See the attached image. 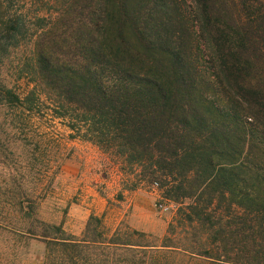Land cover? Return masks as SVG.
<instances>
[{
	"label": "trees",
	"instance_id": "obj_1",
	"mask_svg": "<svg viewBox=\"0 0 264 264\" xmlns=\"http://www.w3.org/2000/svg\"><path fill=\"white\" fill-rule=\"evenodd\" d=\"M52 118L175 217L77 237L19 192L0 264H264V0H0V130Z\"/></svg>",
	"mask_w": 264,
	"mask_h": 264
},
{
	"label": "rangeland",
	"instance_id": "obj_2",
	"mask_svg": "<svg viewBox=\"0 0 264 264\" xmlns=\"http://www.w3.org/2000/svg\"><path fill=\"white\" fill-rule=\"evenodd\" d=\"M37 123L39 129L32 142L22 140L19 132L12 133L10 128L0 130L1 224L15 214L9 204L13 196L24 192L40 196L37 204L41 218L62 225L77 237L89 217L101 208L110 226L122 221L134 228V224H145L153 216L157 231L146 232L157 239L164 236L176 208L157 206L158 189L149 185L136 188L133 183L126 185L121 175H106L99 148L71 137L72 131L61 119H41ZM44 166L48 170L43 171ZM13 239L12 234L0 229V254L5 258H13ZM28 250L22 264H39L36 255L42 253L43 245L32 242Z\"/></svg>",
	"mask_w": 264,
	"mask_h": 264
},
{
	"label": "crops",
	"instance_id": "obj_3",
	"mask_svg": "<svg viewBox=\"0 0 264 264\" xmlns=\"http://www.w3.org/2000/svg\"><path fill=\"white\" fill-rule=\"evenodd\" d=\"M98 213H93V214H95V215H103L104 214V209H100V210H98L97 211ZM101 212V213H100ZM122 222V221H121ZM120 222V223H121ZM145 222V224L143 223V224H141V225H136V224H134V228H136V229H140V230H144L145 232L147 231V232H156L157 231V226L155 227V224L157 223L156 222V219H154L153 218V216H152V219H148V220H145L144 221ZM120 223H118L117 225H115V226H118ZM146 232V233H147Z\"/></svg>",
	"mask_w": 264,
	"mask_h": 264
}]
</instances>
